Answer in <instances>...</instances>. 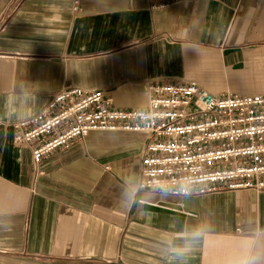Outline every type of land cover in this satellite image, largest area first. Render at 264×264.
<instances>
[{
  "label": "crops",
  "instance_id": "1",
  "mask_svg": "<svg viewBox=\"0 0 264 264\" xmlns=\"http://www.w3.org/2000/svg\"><path fill=\"white\" fill-rule=\"evenodd\" d=\"M0 0V264H175L162 241L200 222L189 264H228L264 227V192L141 199L122 211L120 167L141 169L146 133L93 130L35 164L13 124L67 85L143 108L149 84L195 80L264 95V0Z\"/></svg>",
  "mask_w": 264,
  "mask_h": 264
},
{
  "label": "built area",
  "instance_id": "2",
  "mask_svg": "<svg viewBox=\"0 0 264 264\" xmlns=\"http://www.w3.org/2000/svg\"><path fill=\"white\" fill-rule=\"evenodd\" d=\"M169 5V0H149L151 10ZM148 89L145 107L120 109L101 89L64 86L40 112L13 124V142L29 147L38 164L93 130L145 132L144 176L165 172L173 183L190 177V196L264 192L263 94L211 92L195 80L152 83Z\"/></svg>",
  "mask_w": 264,
  "mask_h": 264
},
{
  "label": "clouds",
  "instance_id": "3",
  "mask_svg": "<svg viewBox=\"0 0 264 264\" xmlns=\"http://www.w3.org/2000/svg\"><path fill=\"white\" fill-rule=\"evenodd\" d=\"M118 176L122 186L117 204L125 212H132L134 209L143 210L147 215L155 216L156 213L150 210V205H140L141 199L188 197L193 193L192 178L185 176L173 183L171 174L165 172H157L151 177H146L137 170L132 160L126 168H119ZM203 182L199 181V183ZM177 224L179 229L176 230L174 225L170 235L162 241V245L173 256L175 264H189L206 229L200 222L178 220ZM228 264H264V227L254 229L240 242Z\"/></svg>",
  "mask_w": 264,
  "mask_h": 264
}]
</instances>
